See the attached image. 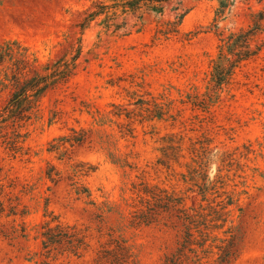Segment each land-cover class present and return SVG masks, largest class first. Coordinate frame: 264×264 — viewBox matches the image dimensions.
<instances>
[{"label":"rangeland","instance_id":"374dc122","mask_svg":"<svg viewBox=\"0 0 264 264\" xmlns=\"http://www.w3.org/2000/svg\"><path fill=\"white\" fill-rule=\"evenodd\" d=\"M103 1L113 2L0 0V48L17 41L46 62L58 57L66 35L83 39L76 75L43 99L40 114L21 131V150L11 151L0 138V201L6 209L0 213V264H93L110 233L127 242L140 264H162L183 227L167 218L130 226V205L146 183L187 197V207L207 206L199 189L192 192V183L183 181L201 160L209 182H218L217 188L224 183L208 195L210 202L232 204L222 228L199 229L213 238L234 237L238 257L232 264H264V49L216 96L208 89L219 34L247 29L250 14L264 11V0H229L221 18L218 0H173L162 16H125L117 22L121 31L108 30L101 19L85 32L75 27ZM184 13L178 33L165 34L167 22ZM254 44L264 48V32ZM8 97L0 93V109ZM146 102L151 110L163 108V119L149 117ZM82 134L84 143L53 151L58 140ZM170 147L169 170L161 161ZM79 164L96 168L79 178L91 197L76 195L71 186ZM57 173L61 181L52 182L48 174L56 179ZM108 207L112 211L102 212ZM53 217L89 229L91 246L83 258L42 255L41 227Z\"/></svg>","mask_w":264,"mask_h":264},{"label":"trees","instance_id":"16d2710c","mask_svg":"<svg viewBox=\"0 0 264 264\" xmlns=\"http://www.w3.org/2000/svg\"><path fill=\"white\" fill-rule=\"evenodd\" d=\"M172 1L113 0L111 4L105 1L97 2V5H92L84 12L81 22L75 27H80L85 32L94 21L101 19V24L108 30L114 27L115 30L121 31L124 29L117 22L125 16L140 13L139 19H142L146 12L162 16L164 5ZM218 1L220 5L217 16L221 18L228 8L230 10V5H228L229 0ZM186 13L177 15V21L167 22L169 27L164 33H178ZM250 17L251 24L247 29L231 31L228 35L219 34V54L213 61L211 85L208 87L215 96L223 90L224 85L230 83L236 70L244 63L257 59L263 52V45L254 43L259 34L264 32V11L253 12ZM65 37L64 42L60 43L61 52L58 57L46 62L40 61L33 53H29L30 49L22 47L17 41H7L0 48V93L9 94L7 103L0 109V138L11 151L17 153L21 150L19 145L26 138V134L21 131L40 114L43 99L59 87L67 85L82 64L83 39L76 40L72 35ZM212 93L210 98L213 97ZM145 104L148 106L145 111L150 114L149 117L163 119V108L156 105L157 110L154 111L149 108L147 102L142 103ZM58 141L57 145H53V151L60 152L67 144L73 146L74 143H84L85 134L79 139L64 137ZM171 148L173 147L163 153L164 159L161 161L169 170L173 156L169 151ZM64 153L63 151V155ZM194 162L197 167H192L188 176L183 175V181L192 183V188L188 190L195 192V188L199 189L197 195L202 197V202H208L207 206L195 204L187 207L185 203L187 197L183 200L158 185L143 183L141 189L137 191L136 201L134 200L130 205L129 225L135 227L160 224L167 218L175 219L183 227L184 233L176 249L164 257L162 264H232L238 257L234 237L213 238L199 229L200 226L207 229L222 228V224L227 221L223 213L232 201L229 200L224 204L222 201L216 206H214L216 201L210 202L208 195L213 190L223 189L224 183L222 182L221 187L217 188L218 182H209L210 175L206 173L208 165H204L203 160ZM95 170L96 168L87 164H79L73 168L71 186L76 195L91 197V191L80 183L79 178L88 176ZM48 178L55 183L61 181L59 173L56 174V179L51 174H48ZM4 189V186H0V196L4 194ZM196 201L197 199L194 203ZM10 208L14 212V207ZM5 210L4 203L0 201V213ZM101 210L112 211L109 207ZM210 216L212 218L208 221L207 218ZM88 231L86 227L62 223L57 217H53L41 227L42 255L54 260L64 255L83 258L91 246ZM108 236L109 241L100 246L93 264H140L137 255L121 236H116L115 233H110ZM44 264L50 263L46 261Z\"/></svg>","mask_w":264,"mask_h":264}]
</instances>
